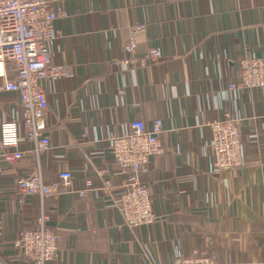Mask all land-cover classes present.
Wrapping results in <instances>:
<instances>
[{
  "label": "crops",
  "instance_id": "0c3cea01",
  "mask_svg": "<svg viewBox=\"0 0 264 264\" xmlns=\"http://www.w3.org/2000/svg\"><path fill=\"white\" fill-rule=\"evenodd\" d=\"M48 2L62 12L49 45L52 61L71 76L41 83L52 148L36 158L32 143L21 139L22 161L9 166L0 158V264H34L15 242L42 211L59 237L47 264H175L193 251L217 264L264 262V90L229 87L239 81L242 56L264 57V0ZM136 25L143 28L133 57L156 48L160 58L113 64L131 56L124 45ZM227 112L241 120L244 160L217 170L205 122ZM20 117L17 94L0 93V120ZM158 118L164 150L144 175L157 218L130 228L115 206L127 178L110 139L132 120L150 128ZM37 166L48 184L71 171V187L43 201L23 195L17 181ZM88 180L92 194L80 201Z\"/></svg>",
  "mask_w": 264,
  "mask_h": 264
},
{
  "label": "built area",
  "instance_id": "2783aa9c",
  "mask_svg": "<svg viewBox=\"0 0 264 264\" xmlns=\"http://www.w3.org/2000/svg\"><path fill=\"white\" fill-rule=\"evenodd\" d=\"M62 15L51 7L48 0H0V93L13 92L19 99L20 120H0V158L9 166L24 159V150L18 148L21 139L31 142L36 158L52 148L47 135V95L43 81L58 80L71 76L66 65L52 61L49 45L57 36L54 21ZM142 25L133 26L124 50L131 55L119 63L146 64L160 58V52L152 48L139 58L133 57L136 50L135 33ZM239 81L231 83L233 90H264V57L245 54L239 61ZM14 73L10 77L8 72ZM210 131L208 147L214 157L217 170L239 167L244 160L245 139L241 120L227 112L205 122ZM163 121L155 119L149 128L141 119L132 120L127 130L110 139L112 156L121 174L127 178L122 190L115 197V206L120 210L124 224L130 228L151 225L156 221L153 197L144 175L150 170L152 157L163 152L160 134ZM3 167L0 165V173ZM72 172L63 170L59 179L51 184L45 182L42 168L37 166L27 177L17 181L18 190L25 196H38L41 200L51 196L56 189H69ZM91 181L77 192L79 200L92 194ZM106 189L111 186L106 182ZM49 215L42 211L33 229L21 230L15 244L34 264H47L55 258L59 237L48 227ZM175 264H217L208 254L193 251L188 256L178 255ZM259 264H264L261 262Z\"/></svg>",
  "mask_w": 264,
  "mask_h": 264
}]
</instances>
